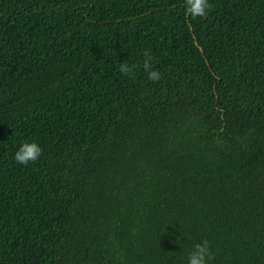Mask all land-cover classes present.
<instances>
[{"label": "trees", "instance_id": "obj_1", "mask_svg": "<svg viewBox=\"0 0 264 264\" xmlns=\"http://www.w3.org/2000/svg\"><path fill=\"white\" fill-rule=\"evenodd\" d=\"M209 2L0 0V264H264V0Z\"/></svg>", "mask_w": 264, "mask_h": 264}, {"label": "clouds", "instance_id": "obj_2", "mask_svg": "<svg viewBox=\"0 0 264 264\" xmlns=\"http://www.w3.org/2000/svg\"><path fill=\"white\" fill-rule=\"evenodd\" d=\"M211 4L209 0H185L186 14H190L193 18L205 17L210 10ZM152 57L145 51L143 67L147 74V79L152 82H158L161 79V73L151 67ZM134 66L121 62L119 71L124 75H130ZM42 155V148L36 142H23L20 144L14 154V160L17 164L28 165L35 163ZM211 259V252L207 241L204 243H196L192 247V251L186 257L187 264H207Z\"/></svg>", "mask_w": 264, "mask_h": 264}]
</instances>
